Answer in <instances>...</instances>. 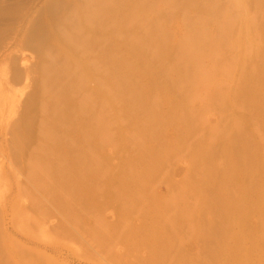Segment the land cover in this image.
Returning <instances> with one entry per match:
<instances>
[{
	"label": "rangeland",
	"instance_id": "1",
	"mask_svg": "<svg viewBox=\"0 0 264 264\" xmlns=\"http://www.w3.org/2000/svg\"><path fill=\"white\" fill-rule=\"evenodd\" d=\"M85 1L0 0V205H11L15 220L7 239L9 226L0 225V264H264V0H240V8L215 0L218 18L207 15L211 0H113L117 26L88 51L65 41ZM203 18L214 38L233 21L225 44L201 61L207 81L178 59L189 23ZM157 24L162 34L134 45ZM95 28L78 35L94 39ZM60 53L84 75L85 65L110 70V137L83 139L93 134L81 101L94 84L71 82L61 101L66 126L77 130L62 145L58 188L30 184L17 195L29 154L11 144L10 128L24 114V128L33 126L52 97L43 90Z\"/></svg>",
	"mask_w": 264,
	"mask_h": 264
},
{
	"label": "bare ground",
	"instance_id": "2",
	"mask_svg": "<svg viewBox=\"0 0 264 264\" xmlns=\"http://www.w3.org/2000/svg\"><path fill=\"white\" fill-rule=\"evenodd\" d=\"M234 6L241 7L240 0H230ZM113 0H86L85 3L76 7V22L72 27L71 31L65 35V41L77 48V50H90L94 46H97V41L100 42L101 38L107 39L106 34H109L108 30L114 29L117 25L113 22V17H109V8ZM165 6H171V0H163ZM156 8V7H155ZM207 15H211L214 18L224 16L219 10L216 1L211 0L208 4ZM75 9V11H76ZM74 11V12H75ZM139 13L133 11L130 13L129 18L135 19ZM74 17V16H73ZM206 19H200L195 22H190V34L182 39L178 43V59L179 62L192 67V74L199 76L202 80H208L209 76L202 71L201 61L203 58L212 56L213 50H218L225 44L224 37L230 33L233 28V21L227 19L224 23L219 26V33L216 38L211 37L205 29ZM92 33L96 35L94 39L87 38L85 36H79L78 33L85 30L94 28ZM163 27L157 24L155 29L149 31L143 41H137L134 45L139 46L141 43L153 42V33L162 34ZM153 32V33H152ZM160 32V33H159ZM101 60L108 58V51L103 52ZM62 59L61 64H51L47 71L53 74L52 81H48L44 85V97L51 96L50 100L41 102L36 108L33 119L35 122L31 128H24L26 123V115H22L18 122L12 125L11 144L21 153L27 152L28 158L24 160L22 171L25 172L27 177V183L24 186L19 182L16 183V194L20 195L29 188L31 184L36 190H42L49 192L50 190L57 189V184L54 182L57 176L63 173L62 163L64 161V154L62 151L63 142L68 141V132L77 130L73 127L66 126V114L68 110L62 105L61 98H63V92L66 89L73 87H82L88 83L94 84L92 97H87L81 101V110L86 113L90 118L89 126H92L93 136H85L84 140L95 139L97 141H107L110 137L111 131V85L113 77L110 74V70L101 68V73H96L98 70L97 64L85 65L86 72L89 70V74L78 72L83 68L82 65H77L71 61L67 55L60 53L58 57ZM126 72L131 73L133 70L129 65L125 66ZM200 73V74H199ZM70 77L68 84H63L64 79ZM72 78V79H71ZM53 89L56 90L53 93ZM254 108V107H253ZM81 132H85L82 130ZM27 142V144H26ZM6 157H9L8 147L4 149ZM16 162L9 161L10 174L17 175L21 166H15ZM6 175L0 171V186L3 184V180L6 179ZM32 179V180H31ZM53 180V181H52ZM45 202H49L44 197ZM55 214L50 211L45 213V217ZM60 214V213H59ZM13 208L11 205L2 203L0 205V225H8L1 237L3 239L9 238L8 231L15 232V220H14ZM60 216H62L60 214ZM58 228H63V224L60 221L57 225ZM63 230V229H62ZM26 243H31L29 236L26 235L24 238ZM45 250L52 251L53 253H59L60 248L57 246H44ZM42 257H45L43 254ZM47 261H52L48 257H45ZM55 260V259H53ZM56 261V260H55ZM59 264H68L58 262Z\"/></svg>",
	"mask_w": 264,
	"mask_h": 264
}]
</instances>
